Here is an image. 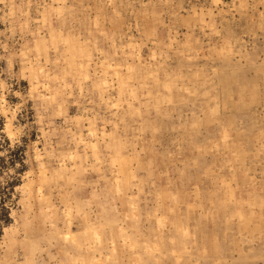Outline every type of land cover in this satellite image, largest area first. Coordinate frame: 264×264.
Returning a JSON list of instances; mask_svg holds the SVG:
<instances>
[{"label":"rangeland","instance_id":"obj_1","mask_svg":"<svg viewBox=\"0 0 264 264\" xmlns=\"http://www.w3.org/2000/svg\"><path fill=\"white\" fill-rule=\"evenodd\" d=\"M0 264H264V0H0Z\"/></svg>","mask_w":264,"mask_h":264}]
</instances>
